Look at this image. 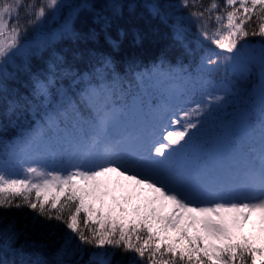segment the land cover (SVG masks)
I'll return each instance as SVG.
<instances>
[{
	"label": "snow or ice",
	"instance_id": "1",
	"mask_svg": "<svg viewBox=\"0 0 264 264\" xmlns=\"http://www.w3.org/2000/svg\"><path fill=\"white\" fill-rule=\"evenodd\" d=\"M64 6L62 0H0V97L12 75L9 65L20 56L27 62L34 54L24 43L29 30ZM179 6L200 39L214 46L200 52L201 74L225 66L240 69L250 37H259L264 44V0H180ZM152 8L154 15H160L157 6ZM174 36L184 43V26H176ZM241 70L253 71L255 64ZM259 72L264 81V48ZM51 83L35 76L33 96L47 99ZM211 102L181 109L170 118L181 129L165 130L162 140L142 150L110 136L107 113L98 115V123L90 122V133L80 126L78 135L65 131L48 140L43 133L30 132L25 143L39 137L40 143L54 147V159L62 167L28 164L23 175H11L0 166V209L27 207L45 221L62 223L68 233L55 254V264H70V258L83 251L82 245L99 250L90 253L89 264H112L115 251L109 249L134 254L129 264H264V244L257 247L244 234L253 214H261L264 223V83L261 147L248 160L246 179L240 185L209 189L171 164L175 146L184 147L181 142L197 128L193 116L203 115ZM145 188L150 195H145ZM11 240L7 232L0 234V248L7 250ZM32 257L29 264H53L40 250Z\"/></svg>",
	"mask_w": 264,
	"mask_h": 264
},
{
	"label": "trees",
	"instance_id": "2",
	"mask_svg": "<svg viewBox=\"0 0 264 264\" xmlns=\"http://www.w3.org/2000/svg\"><path fill=\"white\" fill-rule=\"evenodd\" d=\"M179 3L180 0H77V9L71 11L73 3H69L58 17L31 28L24 43L34 54L27 62L20 56L9 65L12 75L0 97V162H11L37 141L39 137L31 144L25 143L32 131L43 133L46 139L54 133L56 138L57 132L74 131L78 135L80 126L90 133V122L98 123V115H105L112 106L121 107L124 114L126 102L141 94L143 84L155 74L194 73L200 52L214 46L200 39ZM152 6L159 8L160 15H154ZM181 25L187 32L184 43L174 36L175 27ZM54 34L58 36L53 38ZM37 36L50 37L42 46H36ZM249 40L248 47L264 48L259 37ZM219 73L212 79L223 80ZM37 75L52 82L47 99L33 96ZM225 80L245 89L248 98L207 116L205 127L186 137L187 150L176 151L171 160L176 170L197 178L209 189L231 188L244 181L247 162L261 147L264 81L256 67L247 77L226 76ZM200 82L193 93L195 100L204 99L199 96ZM139 118L143 124L137 127L126 125L120 116L121 123L109 132L110 136L141 150L162 140L163 131L156 123L148 131L143 114ZM144 193L150 195L151 190L145 188ZM5 232L12 240L7 250L0 248V264H29L35 250L55 264V254L68 230L62 223L45 221L22 207L0 209V234ZM189 234L195 236L196 232ZM254 241L260 247L264 236ZM82 248L70 258V264H89L90 253L99 251L88 245ZM109 250L115 251L112 264H129L134 255Z\"/></svg>",
	"mask_w": 264,
	"mask_h": 264
},
{
	"label": "rangeland",
	"instance_id": "3",
	"mask_svg": "<svg viewBox=\"0 0 264 264\" xmlns=\"http://www.w3.org/2000/svg\"><path fill=\"white\" fill-rule=\"evenodd\" d=\"M62 2L65 5L64 7L69 3H73L70 9L71 11L77 9V0H62ZM61 11L57 12L54 18L58 17ZM74 12H72V14H74ZM50 36L35 37L36 46H42ZM57 36L56 34L52 35L53 38ZM260 52L261 47L259 46L247 47L241 59V68L237 70H232L225 66L221 67L219 70L213 71L210 75L201 74L198 68L192 74L171 76L163 73L155 74L149 78V82L146 85L143 84L141 94L131 98L129 100L130 102H126V109L123 108L124 114H121L122 108L117 106H112L113 108L110 111H105L110 120L109 132L113 130L118 123H121L119 122L120 116L123 123L126 125H135L137 127L142 125L143 122L142 119L139 118V114H143V120L148 126L146 128L148 131L155 126L154 123H156L163 132L169 128L179 130L181 129V125L170 123V118L173 115L178 113L181 109L190 110L194 102H199L203 105L206 101L211 100V106L203 108V115L193 116V120L198 121L197 128L192 129L189 135L193 130L203 129L207 124V116H212L217 110L225 109L228 106L243 103L248 98L245 89L230 84L225 78L226 76L247 77L249 71H242L241 69L249 66L250 62H253L261 79L259 72ZM217 73H219V76H221L223 80L216 81L212 79V77L218 75ZM201 79L203 80L202 82H200ZM199 82L202 84V90L199 96L202 98L204 97L203 100H195L193 97V93ZM218 96H223L224 99L220 101L212 99ZM156 105L161 107L162 111L158 109ZM57 133L63 135L62 132ZM54 135L55 133L48 140H54ZM163 143H167V141L164 140ZM188 143V139L185 138V141L181 142V145H184V147L181 148L180 145L175 146L177 152L184 153L182 150H187ZM54 151V147L42 144L40 143V139H38L29 145L21 154L13 157L11 162H0V166H3L11 175H23V169L27 167L28 164L49 169L60 168L62 165L55 161ZM174 159L177 160L176 157ZM193 180L197 182V178H193ZM122 182L126 185H130V181L122 180ZM244 234L250 236L253 241L256 240L257 237L264 236V223H262L261 214H253L252 220L244 230ZM255 244L257 245V243Z\"/></svg>",
	"mask_w": 264,
	"mask_h": 264
}]
</instances>
